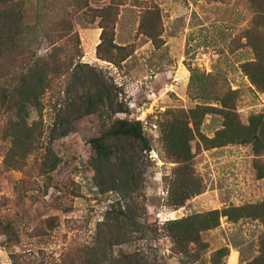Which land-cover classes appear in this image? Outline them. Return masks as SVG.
<instances>
[{
	"label": "rangeland",
	"instance_id": "rangeland-1",
	"mask_svg": "<svg viewBox=\"0 0 264 264\" xmlns=\"http://www.w3.org/2000/svg\"><path fill=\"white\" fill-rule=\"evenodd\" d=\"M109 3L119 4L113 38L126 47L122 61L96 53L101 27L93 9ZM148 8L154 11L143 16ZM252 17L247 0L27 2V32L11 41L16 42L12 49L24 50L30 39L36 56L43 57L50 41L63 45L74 63L69 77L81 76L108 105L81 115L71 98L58 114L46 91L39 109H27V129L15 143L6 133L9 114L0 102V264H12L13 253L22 264H82L76 249L91 244L97 232L104 236L126 202L137 224L110 247L119 264H212L213 259L246 264L259 256L260 218L220 216L216 227L201 232L204 247L196 259L177 251L164 226L167 220L264 198V177H258L264 147L258 153L252 143L207 147L227 120L202 109L220 107L216 98H225L235 112L228 123L239 124L242 132L251 131L254 116L264 114V90L241 68L255 55L244 37ZM61 21L67 34L47 37L45 28L57 31ZM147 29L156 34L154 40ZM2 33L0 46H6L10 37ZM180 119L191 128L186 165L200 192L175 207L169 188L177 163L166 152L163 124ZM124 122L143 139L107 135ZM100 144L112 153L104 157ZM223 247L229 253L215 259Z\"/></svg>",
	"mask_w": 264,
	"mask_h": 264
},
{
	"label": "trees",
	"instance_id": "trees-1",
	"mask_svg": "<svg viewBox=\"0 0 264 264\" xmlns=\"http://www.w3.org/2000/svg\"><path fill=\"white\" fill-rule=\"evenodd\" d=\"M29 1L0 0V34L5 32L10 37L8 45L0 46V102L5 105L4 111L9 114L6 133L15 143L22 140L23 132L27 129L25 123L27 109L29 107L39 109L41 97L46 91H50L55 98L54 103L58 107V114L63 110L62 104L68 105L71 98L76 110L81 115L94 114L105 107L107 108L108 105L100 90L85 85L81 76L72 75L69 77V74H73L72 66L74 63L73 58L68 55L63 45L50 41V50L43 57L36 56L30 39L24 50L12 49L16 42L11 41L16 37L22 39L20 35L27 32L28 24L25 25L24 13L25 5ZM247 2L252 9L253 17L244 37L245 43L251 46L255 55L253 60L243 63L241 68L255 87L264 90V0H247ZM118 5L109 3L106 6L93 9L95 15L100 17L99 26L101 27L100 42L97 45L96 53L99 58L107 61H114L113 55L118 56L119 61L124 60L128 55L126 47L114 43L113 38ZM152 11L154 9L148 8L143 16ZM58 24H60V28H56L57 31L53 26L45 28L47 37H53L55 32L60 38L67 34L65 33L67 28L64 22L61 21ZM145 33L151 39H155V33L148 29ZM22 43H24V38ZM216 100L221 102L220 107L202 108L205 109L203 114L209 110H215L222 113L227 121H225L223 128L217 132V135L207 139L210 142L207 147H216L227 143H252L254 151L258 153L259 148L264 147V114L254 116L251 131L242 132L239 131V124L228 123V117L235 115L228 100L225 98H216ZM163 125L166 152L177 163L173 169V181L169 188V196L174 199L171 200V205L179 207L187 198L200 192L186 165L190 156L187 133L191 131V128L187 122H183L181 119L166 122ZM107 135L115 138H119L121 135H132L143 139L139 130L132 128L131 124L127 122L109 130ZM33 141L31 139V142ZM99 151L104 157H107L112 153V148L100 144ZM258 177H264V167L262 166L258 167ZM220 216H226L232 220L244 216L264 220V198L254 204L226 207L221 210L213 209L179 219L167 220L164 226L177 251L191 254L196 259V255L204 247L200 239L201 232L216 227L219 224ZM136 224V212L126 202L117 209V212L108 222L104 236L100 237L97 232L91 244L80 246L74 253H77L82 264H119L113 259L110 247L116 244L118 239L122 238L127 231L132 233L131 227ZM121 231L124 232L121 233ZM191 244L195 245L193 251H191ZM222 253L227 255L229 250L226 247L220 248L214 252L213 256L216 259ZM10 257L12 264L23 263L18 254L13 253ZM215 262L216 260L213 259L212 264ZM246 264H264V240L261 242L259 256Z\"/></svg>",
	"mask_w": 264,
	"mask_h": 264
},
{
	"label": "crops",
	"instance_id": "crops-1",
	"mask_svg": "<svg viewBox=\"0 0 264 264\" xmlns=\"http://www.w3.org/2000/svg\"><path fill=\"white\" fill-rule=\"evenodd\" d=\"M232 256V255H231ZM234 256V255H233Z\"/></svg>",
	"mask_w": 264,
	"mask_h": 264
}]
</instances>
